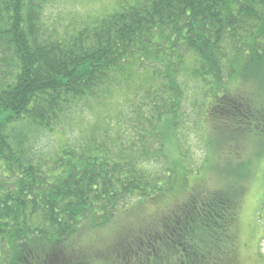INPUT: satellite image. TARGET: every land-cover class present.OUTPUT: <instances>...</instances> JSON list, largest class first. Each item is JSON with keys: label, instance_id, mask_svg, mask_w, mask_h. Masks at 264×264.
<instances>
[{"label": "trees", "instance_id": "trees-1", "mask_svg": "<svg viewBox=\"0 0 264 264\" xmlns=\"http://www.w3.org/2000/svg\"><path fill=\"white\" fill-rule=\"evenodd\" d=\"M52 1L0 0V264H37L44 250L49 264H67L82 247L85 264H105L101 252L91 260L93 238L74 240L84 228L110 229L104 243L124 247L121 261L130 263L142 233L122 219L164 199L172 200L150 219L171 221L161 241L155 236V259L174 240L187 262L242 264L240 182L249 164L224 160L226 183L188 186L198 171L181 151L172 159L167 144L192 99L208 123L209 157L246 136L264 141V0H135L72 31L47 23ZM122 84L142 92L139 145L95 115ZM69 124L81 128L73 141L44 147ZM260 243L255 259L264 261Z\"/></svg>", "mask_w": 264, "mask_h": 264}, {"label": "rangeland", "instance_id": "rangeland-1", "mask_svg": "<svg viewBox=\"0 0 264 264\" xmlns=\"http://www.w3.org/2000/svg\"><path fill=\"white\" fill-rule=\"evenodd\" d=\"M134 2L135 0H53L50 8L47 10V23L60 30L72 31L92 17L107 15ZM137 75L143 76L144 71H140ZM134 81L139 83L138 78H135ZM234 87H237V83L235 82L232 84V88ZM120 88H122V91L114 99L106 100L104 107L99 110V113H95V115L99 117L101 128L106 130L111 126V128L120 132V138L126 145H128L131 139L139 145L142 129L144 128V124H146L139 123L136 117L137 109L142 111L146 109L144 106L145 103H143L142 92L139 88H129L125 84H122ZM244 93L245 95H252L249 92ZM83 123L81 125L87 123L85 118L83 119ZM207 124V121L201 113L200 104L192 99L191 104L185 106L179 135L177 141L174 142L176 145L167 144V152L173 159L181 151L189 163L190 168L196 172L198 171L195 173L197 175L191 172L189 178L186 177L188 186L194 185L199 181L200 185L212 189L226 183L228 181L226 180V176L221 174L223 173L224 160H231L233 163L242 162L249 164L248 168H251L248 171L249 177L240 182V184L246 187L245 189L247 191L240 217V259L242 260V264H264L263 260L258 261L255 259L257 244L261 241L262 243H260L259 248L264 254V210L261 211V205L264 201V157L261 160L257 158V152H260V149L264 147V141L257 142V138L246 136L240 141L239 145L233 142L227 144L224 147L225 151L226 149L228 150L227 153L215 152L213 156L209 157V146L207 143V131H209V128L207 129ZM77 129L79 131L81 130L78 124L74 131H72V124H69L67 134L56 132L49 135L45 139L44 147L52 149L66 141H73L77 137ZM216 135L219 136L220 134L217 132ZM213 138L217 141L215 136ZM151 151H153V148H151ZM150 167L160 168V164L152 163ZM1 174L2 172L0 171V179H2ZM2 185L4 186L3 190H5V183L2 182ZM171 200L164 199L160 203L154 202L149 204L145 207L144 215L134 219L131 216V219H122V221L127 222L125 225L132 224L133 231H138L137 233L141 234L150 227L151 220L159 216L156 213L166 208ZM117 225V222H114L112 226L116 228ZM110 233V229L108 231L91 232L87 228H84L81 229L74 240L82 242L81 244H91L90 241L93 238L94 244L91 245L94 246V250L99 252L92 254L91 260L94 258L96 260L99 259L100 250L106 252L111 247L120 249L116 251L122 257L127 255L126 252L122 251L124 247L118 245L116 241L112 244L104 243L105 240L101 236ZM162 238L163 236L161 235L160 239ZM130 251L133 250L130 249ZM105 257L106 254L102 253V259ZM107 257L109 258V253Z\"/></svg>", "mask_w": 264, "mask_h": 264}, {"label": "flooded vegetation", "instance_id": "flooded-vegetation-1", "mask_svg": "<svg viewBox=\"0 0 264 264\" xmlns=\"http://www.w3.org/2000/svg\"><path fill=\"white\" fill-rule=\"evenodd\" d=\"M170 224L171 221L168 219H164L163 223L154 222L150 224V227L142 232V236L137 237L138 243L129 247L133 250L130 251L133 255V260L127 264H196L192 261V263L187 262L186 259H184L186 257V250L182 244H175L174 240H172L173 244L168 246L171 250L162 254L163 256L161 258L159 256L155 259L157 257L156 250L159 248L157 242L162 240L159 239L157 241L155 236L160 237L161 235L164 236V234H167L170 231L167 226ZM156 226H163L166 228H157ZM144 242H147V244H144ZM116 250L117 249L106 252L103 251L104 254H106V257L104 258L105 264H124V262L121 261L120 254H118ZM83 251L85 250L82 247V250L76 249L73 254H69L67 264H85V261L87 260L86 256L88 255ZM49 252H51V250L42 251L43 260H39L37 264H49L47 260L49 258ZM108 253L109 258L107 257ZM38 259H40V256H38Z\"/></svg>", "mask_w": 264, "mask_h": 264}]
</instances>
